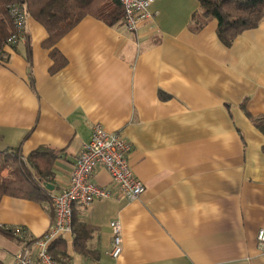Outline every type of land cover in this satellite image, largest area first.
I'll return each mask as SVG.
<instances>
[{
	"label": "crops",
	"instance_id": "crops-1",
	"mask_svg": "<svg viewBox=\"0 0 264 264\" xmlns=\"http://www.w3.org/2000/svg\"><path fill=\"white\" fill-rule=\"evenodd\" d=\"M150 9L154 22L134 31L84 16L56 43L67 64L55 73L41 45L47 31L31 16L30 61L25 41L0 49V146L58 154L49 200L0 199V226L23 231L0 233L4 264L53 223L50 196L67 186L95 123L126 137L145 190L133 201L74 203L66 264H264V21L225 46L215 19L193 21L197 0ZM92 176L111 188L103 168ZM112 220L122 233L116 259L107 254ZM79 224L89 227L88 256L73 246Z\"/></svg>",
	"mask_w": 264,
	"mask_h": 264
},
{
	"label": "trees",
	"instance_id": "trees-1",
	"mask_svg": "<svg viewBox=\"0 0 264 264\" xmlns=\"http://www.w3.org/2000/svg\"><path fill=\"white\" fill-rule=\"evenodd\" d=\"M198 13L192 19L201 26L208 19L217 21L216 35L219 41L230 46L242 32L256 28L264 21V0H197ZM20 7L26 17L31 16L47 31L41 45L49 51L52 64L50 73H55L67 64V60L56 48V43L84 16L92 15L110 26H123V6L121 0H0V49L5 45L17 48L20 41L9 42L17 35L11 16V8ZM200 14V16L198 15ZM26 57L30 61V41L23 33ZM5 57L0 54V60ZM244 106V104H242ZM1 141V137H0ZM58 157L57 150L43 145L27 156H22L18 148L0 146V199L4 196L43 202L49 200L46 184L52 175L53 162ZM73 226L74 223H72ZM75 251L88 256L86 239L89 227L79 224L73 227ZM0 233L13 236V229L2 228ZM48 250L55 261L67 263V242L63 235L54 239ZM0 264H4L0 260Z\"/></svg>",
	"mask_w": 264,
	"mask_h": 264
},
{
	"label": "built area",
	"instance_id": "built-area-1",
	"mask_svg": "<svg viewBox=\"0 0 264 264\" xmlns=\"http://www.w3.org/2000/svg\"><path fill=\"white\" fill-rule=\"evenodd\" d=\"M156 0H121L123 6V27L129 31L136 30L138 24L154 22V12L151 5ZM17 35L9 42L24 41L26 31V15L17 6L11 8ZM130 143L121 131H109L101 123L92 126L91 138L83 145L73 169L69 175L68 184L50 196L53 207L54 221L41 236L35 238L31 244H26L14 258L15 264H60L53 259L48 247L57 236L72 233V206L79 203L89 206L94 200L121 196L129 201L138 199L144 192L143 182L138 180L129 165L128 156ZM96 168H103L110 176L111 188L94 182L93 172ZM112 232L111 246L107 254L116 259L122 251L121 225L118 220L110 222ZM14 234L23 237V231L16 227ZM257 245L264 253V226L257 231ZM34 250L32 256L29 247Z\"/></svg>",
	"mask_w": 264,
	"mask_h": 264
},
{
	"label": "water",
	"instance_id": "water-1",
	"mask_svg": "<svg viewBox=\"0 0 264 264\" xmlns=\"http://www.w3.org/2000/svg\"><path fill=\"white\" fill-rule=\"evenodd\" d=\"M47 188L51 189V186H49V184H46Z\"/></svg>",
	"mask_w": 264,
	"mask_h": 264
}]
</instances>
